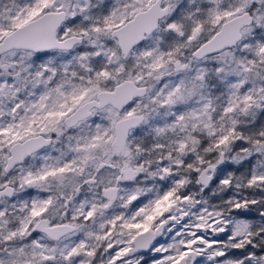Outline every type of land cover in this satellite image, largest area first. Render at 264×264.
Returning <instances> with one entry per match:
<instances>
[{
    "label": "snow or ice",
    "instance_id": "6c2138e0",
    "mask_svg": "<svg viewBox=\"0 0 264 264\" xmlns=\"http://www.w3.org/2000/svg\"><path fill=\"white\" fill-rule=\"evenodd\" d=\"M0 264H264V0H0Z\"/></svg>",
    "mask_w": 264,
    "mask_h": 264
}]
</instances>
